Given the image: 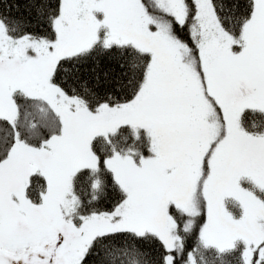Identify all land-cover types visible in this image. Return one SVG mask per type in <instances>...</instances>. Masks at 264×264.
I'll use <instances>...</instances> for the list:
<instances>
[{"label": "snow or ice", "instance_id": "obj_1", "mask_svg": "<svg viewBox=\"0 0 264 264\" xmlns=\"http://www.w3.org/2000/svg\"><path fill=\"white\" fill-rule=\"evenodd\" d=\"M0 264H264V0H0Z\"/></svg>", "mask_w": 264, "mask_h": 264}]
</instances>
